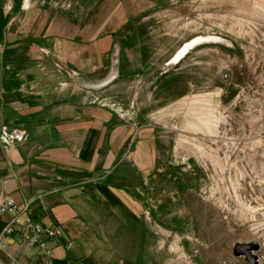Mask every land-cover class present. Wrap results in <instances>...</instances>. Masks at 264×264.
Segmentation results:
<instances>
[{"label": "rangeland", "instance_id": "1", "mask_svg": "<svg viewBox=\"0 0 264 264\" xmlns=\"http://www.w3.org/2000/svg\"><path fill=\"white\" fill-rule=\"evenodd\" d=\"M25 1L29 8L14 12L17 0H0L18 34L30 10L31 18L38 9L78 18L93 2L89 13H96L101 2L19 0L20 6ZM116 1L125 15L140 11L129 27L143 34L146 68L103 84L106 73H97L102 78L96 81L80 74L63 90L72 84L83 99L138 123L140 112L172 100L154 124L162 171L151 179L153 211L143 212L148 224L131 228L127 238L134 264H248L233 254V245L251 240L259 247L258 264H264V0ZM146 14L151 18L140 21ZM131 33L125 35L128 44ZM199 36L210 40L172 62ZM127 50L133 59L135 52ZM168 72L177 73L176 90L162 83L153 103L152 87Z\"/></svg>", "mask_w": 264, "mask_h": 264}, {"label": "crops", "instance_id": "2", "mask_svg": "<svg viewBox=\"0 0 264 264\" xmlns=\"http://www.w3.org/2000/svg\"><path fill=\"white\" fill-rule=\"evenodd\" d=\"M100 1L96 13H89L96 5L93 2L78 18L70 12L39 9L31 18L30 10L20 34L9 28L14 16L0 9V42L4 43L0 128L5 125L28 134L21 143L4 146L0 142V196H12L20 209L28 203L20 220L30 217L61 228L62 237L50 241L56 264H134L127 238L131 228L148 224L145 220L150 217L141 215L153 211L148 197L151 179L162 171L154 124L171 104L170 98L159 109L140 112L138 123L83 99L72 84V89L63 90L69 78L80 74L96 81L102 78L97 73H106L103 84L116 76H134L139 66L146 68L143 34L129 27L140 11L125 15L122 1ZM26 4L19 10L28 9ZM151 16L138 18L144 21ZM128 33L135 35L130 44ZM116 44L120 46L114 52ZM127 49L135 52L133 59L126 57ZM115 54L118 62L113 66ZM57 62L75 75L58 72ZM161 76L150 92L153 103L155 88L162 83L176 90L177 73ZM10 218L0 216V232ZM20 230L17 224L13 233L0 238V264L39 262L36 250L21 239ZM67 240L74 241L69 250L64 248Z\"/></svg>", "mask_w": 264, "mask_h": 264}, {"label": "built area", "instance_id": "3", "mask_svg": "<svg viewBox=\"0 0 264 264\" xmlns=\"http://www.w3.org/2000/svg\"><path fill=\"white\" fill-rule=\"evenodd\" d=\"M3 46L0 44V53ZM56 70L58 72L75 75L74 72L68 71L67 68L63 66L62 63L57 62L55 64ZM28 134L25 130H8L7 126L3 125L0 128V142L4 146H9L13 143H21L26 140ZM28 203L20 209L17 202L12 196L3 195L0 196V216L1 215H11L10 220L6 223L2 231L0 232V238L5 234H11L16 228V225L21 226V239L26 246L32 247L36 250L39 256V262L36 264H56L55 254L53 252V247L50 245L51 240H58L62 237L63 233L59 226H48L43 223L32 220L27 217L24 220H20V215L24 214L27 210ZM74 241L67 240L64 244V248L69 250L73 248Z\"/></svg>", "mask_w": 264, "mask_h": 264}, {"label": "water", "instance_id": "4", "mask_svg": "<svg viewBox=\"0 0 264 264\" xmlns=\"http://www.w3.org/2000/svg\"><path fill=\"white\" fill-rule=\"evenodd\" d=\"M258 248V244L254 240L241 243L236 242L233 245V254L243 255L248 264H258L257 255L255 254V251L259 250Z\"/></svg>", "mask_w": 264, "mask_h": 264}, {"label": "bare ground", "instance_id": "5", "mask_svg": "<svg viewBox=\"0 0 264 264\" xmlns=\"http://www.w3.org/2000/svg\"><path fill=\"white\" fill-rule=\"evenodd\" d=\"M210 38H206V37H203L202 36H199L197 37L196 39L188 42L187 44H185L182 49H180L172 58V62H177L179 61L182 56H184L190 49H192L194 46L197 45V43H200V42H204V41H209Z\"/></svg>", "mask_w": 264, "mask_h": 264}, {"label": "trees", "instance_id": "6", "mask_svg": "<svg viewBox=\"0 0 264 264\" xmlns=\"http://www.w3.org/2000/svg\"><path fill=\"white\" fill-rule=\"evenodd\" d=\"M17 1H18V2L16 3L15 8L13 9L14 12L19 11V9H20V7H21V6H20V2H19V0H17ZM0 5H1V2H0ZM0 65L3 66V63H2V64L0 63ZM12 73H13V72H10V76H14V75H12ZM1 84L3 85L2 82H1Z\"/></svg>", "mask_w": 264, "mask_h": 264}]
</instances>
